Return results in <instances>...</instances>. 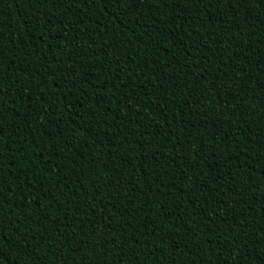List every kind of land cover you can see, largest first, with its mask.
Segmentation results:
<instances>
[{
  "label": "trees",
  "instance_id": "obj_1",
  "mask_svg": "<svg viewBox=\"0 0 264 264\" xmlns=\"http://www.w3.org/2000/svg\"><path fill=\"white\" fill-rule=\"evenodd\" d=\"M0 113V264H264V0H0Z\"/></svg>",
  "mask_w": 264,
  "mask_h": 264
},
{
  "label": "snow or ice",
  "instance_id": "obj_2",
  "mask_svg": "<svg viewBox=\"0 0 264 264\" xmlns=\"http://www.w3.org/2000/svg\"><path fill=\"white\" fill-rule=\"evenodd\" d=\"M120 0H116V3H119ZM228 2H230V0H228ZM236 3H242L243 0H235ZM231 3H233V0H231ZM3 118V114L0 113V119ZM5 216L6 214L3 211V204L0 203V238H2L4 236V234L10 230V229H14L15 228V224L14 223H8L7 227H5ZM15 233L13 232V238H14ZM28 237L25 236L24 240L17 245L18 247H24V251L27 255L31 256L33 255L32 250L30 247L25 246L24 242L28 241ZM51 247V246H49ZM0 260H2V257H0ZM36 264H42V261H36Z\"/></svg>",
  "mask_w": 264,
  "mask_h": 264
}]
</instances>
